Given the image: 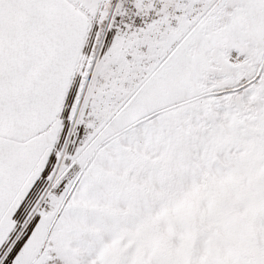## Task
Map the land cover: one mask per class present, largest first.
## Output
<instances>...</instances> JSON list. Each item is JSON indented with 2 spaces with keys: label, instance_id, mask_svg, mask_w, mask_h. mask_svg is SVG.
I'll return each instance as SVG.
<instances>
[{
  "label": "snow or ice",
  "instance_id": "obj_1",
  "mask_svg": "<svg viewBox=\"0 0 264 264\" xmlns=\"http://www.w3.org/2000/svg\"><path fill=\"white\" fill-rule=\"evenodd\" d=\"M0 264H264V0H0Z\"/></svg>",
  "mask_w": 264,
  "mask_h": 264
}]
</instances>
